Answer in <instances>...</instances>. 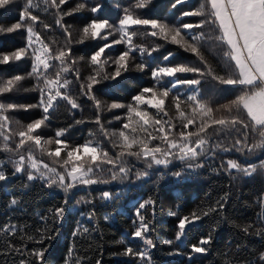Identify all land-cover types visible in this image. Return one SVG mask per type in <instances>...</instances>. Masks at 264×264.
Here are the masks:
<instances>
[{
    "label": "snow or ice",
    "instance_id": "1",
    "mask_svg": "<svg viewBox=\"0 0 264 264\" xmlns=\"http://www.w3.org/2000/svg\"><path fill=\"white\" fill-rule=\"evenodd\" d=\"M15 2L16 0H0V9ZM69 2L70 0H42L43 11L47 12L50 8L56 10V24L63 30L65 39L58 47L46 43L40 32L35 30L34 25L40 20V16L33 14V9L39 8L40 4H34L33 0H25L18 22L7 27L0 25V33L26 31L25 46L0 53V65L23 59L31 61V69L26 74L0 78V152L7 154L6 163L12 169L9 172L0 166V182L20 175L24 177L22 187L26 188L30 183L40 181L45 188H60L68 193L78 187L87 188L117 180H145L150 178V170L168 168L176 161L183 166L173 171L172 176L181 179L188 172L204 168L205 161L210 156H215L217 150L235 151L245 157L264 151V0H204L198 10L184 11L180 17L181 20L192 16L204 19L195 24L182 23L179 26L167 21L143 18L138 14L153 0H134L131 8L123 9V15L115 25L108 19L94 17L81 29L80 38L75 43L97 39L107 41L109 36L117 33L119 38L103 43L91 54L87 61L91 72L83 81L79 70L75 68L77 60L72 55L71 32L63 23V17L83 11L96 14L102 5L97 3L89 6L88 0H77L72 8L62 9L61 6ZM183 3L185 0H174L171 8L175 9ZM205 23L218 24L219 35L214 39L226 46L222 49L223 58L229 62L225 74L217 73L202 51L203 44L212 39L203 32ZM137 26L150 28V36L190 52L197 57L199 65H157L150 70L154 81L152 86L140 89L127 104L113 101L105 105L96 96L95 86L107 79L115 80L129 71L130 61L135 59L134 53H139L141 57L135 70L144 72L149 67L145 57H151L154 52L159 51V45L149 47L134 42L137 32L132 29ZM43 27L48 29L50 26L44 24ZM193 29L201 31L193 33L190 38L183 32H191ZM56 43L57 41H52V44ZM120 44L125 48L111 61L115 70L109 76L104 72L105 66L109 64L104 54L106 49ZM172 56L173 53L169 52L163 60L168 61ZM69 75L79 82L80 91L76 96L71 94L73 80L68 78ZM182 75H191L192 78H180ZM165 78L170 80L166 81ZM25 79L34 81L31 88H22ZM209 80L219 86H240L239 94L227 102L217 104L214 92L207 97L202 95V84ZM179 86H187L189 93L183 97L173 94L174 89ZM21 90L38 93L37 102L24 105L4 99L8 94ZM79 96L92 102L96 115L91 120H75L74 123H94L97 131L90 130L89 138L83 143H73L67 139L73 125L56 129L53 136L45 138L43 129L49 126L52 111H55L61 101L66 102L70 110L82 111ZM119 109L125 110L124 115H115L108 123L119 121L120 127L109 130L102 122V114L105 110L114 112ZM30 110H39L40 116L26 124L16 120L20 127H11L15 119L13 113ZM44 156L52 163L45 162L42 159ZM134 162H141L143 168L136 169ZM57 164L59 167L54 166ZM258 168L264 174V160L257 166L244 165L238 159L228 158L222 160L212 172L217 175L225 173L235 179L237 174L250 177L257 173ZM102 199H112L111 193L103 191ZM81 202L94 204L91 198H85ZM226 202V197H221L206 209L179 216L174 239L164 241L169 246L177 245L169 255L183 254L178 245L187 235L188 229L213 213L219 215ZM259 202L264 208V195L259 198ZM155 203V200L149 198L135 208L136 219L133 220L130 237L141 241L143 247L137 250L126 244L117 256L131 258L139 264H152L151 249L156 247V243L149 235L150 221L145 212L151 206L154 213ZM19 204L20 200L12 195L8 206L16 208ZM48 211L50 216H39L43 227H37L31 233L21 229L24 232L20 237L22 241L27 240L41 247L27 249L26 244L18 246L8 240L0 248V255L15 253L22 257L19 264H46L45 253L48 246L45 242L53 240L57 234L55 229L48 227V221H62L66 210L61 206ZM170 214L178 215L177 212ZM94 215V211L89 212L88 218L92 219ZM237 227L246 236L254 234L264 239V215L259 217V224L249 223ZM89 231V228L78 224L73 236ZM214 231L213 227L206 236L188 245L190 250L186 256L189 260L209 251ZM0 233L16 236L17 228L14 225L5 226L0 229ZM25 252L28 253L27 256ZM72 253L73 249L70 248L68 256L71 257ZM74 264H81L80 259L74 261ZM95 264H100V261L96 260ZM224 264H264V251L243 262L225 253Z\"/></svg>",
    "mask_w": 264,
    "mask_h": 264
},
{
    "label": "trees",
    "instance_id": "2",
    "mask_svg": "<svg viewBox=\"0 0 264 264\" xmlns=\"http://www.w3.org/2000/svg\"><path fill=\"white\" fill-rule=\"evenodd\" d=\"M77 0H70L69 3L61 6L68 10L74 6ZM204 0H185V3L177 5L175 9L171 8L174 0H153L145 9L139 11L143 18L158 19L167 21L170 24L180 25L182 23H198L203 17L192 16L183 17L184 11L198 10ZM25 0H16L5 9H0V25L5 27L18 22L19 15ZM34 4H40L39 8L33 9V14L40 16V20L34 25L35 30L40 32L41 38L53 47H58L64 42L63 30L56 24V10L50 8L49 11H43L42 0H33ZM101 4V10L93 14L90 11L75 13L71 16L63 17V23L68 26L73 41L72 55L77 60L75 68L79 70L81 81H83L91 72L87 64L91 54L102 46L103 43H110L113 39H118L119 34L109 36L104 40H86L84 43L77 44L76 40L80 38L81 29L94 17L108 19L112 24H118L123 15V9L134 4V0H88L89 6ZM44 24L50 27L45 29ZM137 32L134 37L136 44L144 46L159 45V51L154 52L151 57H145L149 62V67L144 72L135 70V65L140 62L139 53H134V60L130 61V70L122 73L115 80L107 79L95 86V94L105 102V105L115 102L127 104L131 102L132 96L136 95L143 87H150L154 81L150 75L151 68L157 65H178L195 64L199 65L197 57L190 52L184 51L177 45L167 43L157 37H152L150 28L137 26L132 29ZM200 29H193L191 32L183 30L184 34L191 37L193 33H199ZM203 32L212 39L207 40L202 51L206 59L215 67L216 72L225 74L226 66L229 63L222 55V49L226 48L220 41L214 38L219 35L218 24L205 23ZM52 41H57L52 44ZM26 44V31L20 30L14 33H0V53L11 52ZM123 44L114 45L111 49H106L104 56L108 58L109 64L105 66L104 72L109 76L114 72L115 65L111 64L123 50ZM169 52L173 53L168 61L163 57ZM31 69V61L23 59L8 65H0V78H10L20 74L24 75ZM103 75V73L101 74ZM69 79L73 80L71 94L78 95L80 89L79 82H76L72 75ZM180 78H192L191 75H182ZM169 81L170 78H165ZM34 81L25 79L22 82V88H31ZM187 86H179L174 89L173 94H180L182 97L189 93ZM240 86H219L212 81L202 84L201 92L204 97L210 94L215 96L217 104L227 102L239 94ZM4 99L7 102L16 104H35L38 99L36 92H24L8 94ZM79 102L82 105L81 110H70L66 102L61 101L52 111V118L49 126L43 129L45 138L51 137L54 131L59 128L73 125L67 139L73 143H83L89 138V131L96 132L97 125L94 123L75 124V120L84 119L86 121L95 117L92 102L86 97L79 96ZM125 110L119 109L114 112L102 114V122L109 130L118 129L119 121L112 120L115 115H124ZM15 119L11 127L17 129L20 125L16 124L19 120L21 124H26L40 116L39 110L18 111L13 113ZM99 138V136H98ZM227 146V142H225ZM39 157V153H36ZM6 155L0 152V166L11 172V165L6 163ZM228 158L238 159L241 164H253L259 166L260 161L264 160V151H259L252 156H240L235 151L223 152L217 150L215 156H210L205 161V167L188 172L181 179L172 176V172L178 170L183 165L176 161L168 168H158L151 171L150 178L141 181L129 182L114 181L109 184H98L91 187H78L65 193L60 188H45L40 181L30 183L28 187H22L24 177L18 175L6 182H0V229L5 226L14 225L17 228L16 236H7L0 233V248H3L8 240L16 245L26 244L27 249L39 248L41 245L22 241L20 237L24 234L21 229L31 233L37 227H43L44 224L39 220L42 214H48L49 209L63 206L65 214L62 221L53 223L48 221V227L56 230L57 234L51 241H46L48 250L45 253L46 264H74V261L80 259L81 264H95L96 260L100 264H139L128 257L117 256L126 244H130L137 250L143 247L138 239H131L130 233L133 228L135 217V208L140 202L149 198L156 201L154 213L149 206L145 215L150 221L151 231L149 235L156 243V247L151 249L152 264H224L225 253L228 256H234L235 259L243 262L253 259L256 255L264 251V239L256 235L246 236L239 230L237 225L249 223L259 224V217L264 215V208L261 207L259 198L264 195V174H261L259 168L256 174L246 177L240 174L233 179L232 176L221 173L219 175L212 172L213 168L220 165L222 160ZM45 162L52 163L46 156L42 157ZM136 169L143 168L141 162H134ZM59 167V165H54ZM109 191L112 199H102V192ZM12 195H15L20 204L16 208H10L9 201ZM221 197H226V204L223 212L219 215L213 213L205 217L200 222L192 225L187 235L179 243L181 255H169L177 245L169 246L164 244L165 240L174 239L177 230L178 217L188 215L193 211L206 209L214 205ZM85 198H91L94 204L87 205L81 201ZM65 201H67L65 203ZM95 215L92 219L88 218L89 212ZM177 212V216L170 213ZM107 217V220H105ZM80 224L89 228V233L73 236V231ZM27 226V228H25ZM213 240L206 254H197L189 260L186 254L189 252L188 245L196 243L200 237L206 236L212 228ZM73 249L72 256L69 257V249ZM11 253V250H8ZM28 253L25 252V256ZM22 257L11 253L9 255H0V264H19ZM31 259V257H28Z\"/></svg>",
    "mask_w": 264,
    "mask_h": 264
}]
</instances>
